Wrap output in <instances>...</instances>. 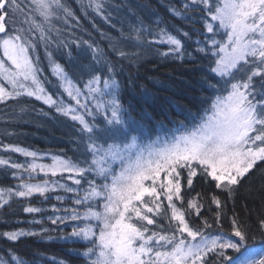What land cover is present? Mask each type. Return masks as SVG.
<instances>
[{
    "label": "snow or ice",
    "instance_id": "1",
    "mask_svg": "<svg viewBox=\"0 0 264 264\" xmlns=\"http://www.w3.org/2000/svg\"><path fill=\"white\" fill-rule=\"evenodd\" d=\"M77 11L110 19L106 0H79L78 9L67 0H0V104L15 102L25 112L22 98H34L70 116L86 135L91 157L86 167L59 156L45 164L38 162L43 157L36 151L0 143V152L31 158L21 163L11 155L0 156V168L18 181L14 187L0 188V207L8 206L14 197L45 196L57 187L75 192L74 204L87 205L84 213L74 208L70 214L50 219L53 225L80 222L61 239L87 242L80 255L88 264H264V216L255 231L234 214L229 232H208L212 223L207 218L202 227L191 226L188 219L201 216L203 197L200 193L186 196L197 177L214 184L217 192L209 194V203L215 209L208 210L222 228L226 203L218 193L231 199L241 182L264 163V0H170L169 16L190 23L193 17L202 21V39L195 41L193 51L207 61L200 71L212 95L203 101L206 107L198 123L191 127L180 123L173 130L162 125L149 132L129 117L119 98L115 66L106 63L101 50L88 45L94 66L80 86L53 59L52 46L69 47L60 37L79 25ZM164 24L159 21L153 29L139 20L129 42L140 52L113 46L114 54L130 62L139 61L146 50L181 62L195 59L186 43L192 32L181 28L174 34ZM71 43L78 47L80 41ZM41 47L60 88L76 107L46 89L39 66ZM67 54L71 57L70 50ZM99 64L103 67H95ZM97 113L102 121H96ZM85 116L92 117V122ZM39 173L45 177L68 173L66 178L77 186L86 175L91 179L86 180L88 187L81 196L78 188L58 182H31ZM23 212L41 209L26 206ZM38 235L16 229L0 232V239L18 242ZM0 264L26 261L15 249H3Z\"/></svg>",
    "mask_w": 264,
    "mask_h": 264
},
{
    "label": "trees",
    "instance_id": "2",
    "mask_svg": "<svg viewBox=\"0 0 264 264\" xmlns=\"http://www.w3.org/2000/svg\"><path fill=\"white\" fill-rule=\"evenodd\" d=\"M74 8L78 9L79 0H67ZM170 0H106L107 12L110 15L109 20H105L100 16L85 15L83 12L77 11V15L81 17L79 25L74 29H68L60 39L69 45L68 48L57 49L55 46L50 48L53 52V58L60 63L69 77L80 86L88 79V72L94 66L92 61V50L89 44L101 50L106 56V63L115 66L116 79L121 84L119 98L122 100L124 108L128 110L131 120L141 125L146 132L159 130L163 125L166 130L175 129L180 123L191 127L199 122V116L203 114V103L210 95L212 90L208 89L203 81V73L201 68L206 67L207 61L193 51L196 47L195 41L201 40L200 29L202 21L193 17L194 22H188L183 19H176L168 15L166 8ZM143 20L145 26L155 28V23L164 21L170 31L174 34L176 29L192 32V39L187 41L189 51H193L195 59H186L181 62L171 57L165 59L156 54L155 50H146L139 61L130 62L127 59H121L114 54L113 46L122 49L128 53L140 52V49L133 47L129 42V37L134 36L131 32L133 27L138 26V21ZM23 20V17H20ZM27 26V25H25ZM63 27V25H58ZM72 40L80 41L79 46L72 44ZM87 41L88 44L83 43ZM159 48L165 50L164 46L153 45V49ZM71 51V57L67 54ZM93 66H87V64ZM158 63L163 64L162 66ZM97 68L103 67V64L95 65ZM45 86L47 90L54 95V98L62 96L66 104L76 107L75 101L70 100L63 89L60 88L57 78L44 70ZM125 84L127 87H125ZM141 95L137 100L136 95ZM25 112H20L15 102L7 105L0 104V143L16 144L24 143V148L30 151L38 152L43 159L39 163H52L53 156H59L65 160L72 161L78 166H87V160H82V156L86 154L90 156L86 150V135L81 133V126L77 121L71 120L70 117H59V113L54 108L44 105L34 98H22ZM92 103L89 104L91 108ZM81 113L83 110H80ZM40 112L46 113L42 118L47 127L35 124L36 117ZM89 122L92 117L85 116ZM96 121H102L103 116L96 114ZM65 121L68 129L72 133L63 134L60 132V125H56L58 121ZM37 132H34V131ZM31 131L36 135L30 141L28 133ZM31 132V133H33ZM5 133H13L14 135L6 136ZM154 137V136H153ZM60 141L67 146V153H57L56 143ZM35 145V146H34ZM11 155V158L17 162L24 163L31 158H25L20 154H5L0 152V156ZM41 174V173H40ZM68 173H64L63 177L57 175L52 177V181L67 186L78 188L79 192L87 189V179L91 176L86 175V179L82 181L80 186L74 185L71 180L66 177ZM45 180V179H43ZM40 180L39 182L43 181ZM18 182L7 174L3 168H0V188L14 187ZM217 192L214 184L208 183L206 180L197 177L194 179L193 188L186 191L187 198L194 197L196 193H200L203 197L204 208L201 216H190L189 222L193 227H202L203 219L207 218L212 223V228L207 229L208 232L215 233L217 231H230V220L235 216L253 231L256 230L259 219L264 216V163L259 164L245 180L238 186L237 191L231 199H227L225 194H220L222 201L226 206L223 209L225 215L223 218L222 228L217 225L212 217L215 205L209 203V194ZM76 193L66 192L64 189L57 187L55 191H50L45 196H38L37 204L32 206L30 198H13L8 206L0 207V230L14 226H20V229L32 230L40 233L35 237L21 238L18 242H8L7 248L3 246V240L0 239V250L15 249L17 254H21L26 264H80L79 259H84L82 253L87 246V242L66 243L62 239H54L51 231L58 229L65 237L73 226L79 221L68 220L66 223H57L53 225L50 218L57 216H65L71 213L72 209H77L74 204ZM60 196L62 199L57 200ZM26 206L38 207L41 209L39 213H25L23 208ZM86 206V205H83ZM67 210V211H66ZM78 210V209H77ZM40 221V223H32V221ZM65 227L69 233H63L60 228ZM60 227V228H59ZM47 229V232H42ZM52 239V240H51ZM256 239H259L257 234ZM249 243H252L250 240ZM28 247L30 251H26L24 247ZM20 252V253H18ZM20 255V256H21ZM84 264L88 262L84 259Z\"/></svg>",
    "mask_w": 264,
    "mask_h": 264
},
{
    "label": "bare ground",
    "instance_id": "3",
    "mask_svg": "<svg viewBox=\"0 0 264 264\" xmlns=\"http://www.w3.org/2000/svg\"><path fill=\"white\" fill-rule=\"evenodd\" d=\"M38 55L40 56V65H41V67H42V69H43V71L46 69V68H49V66H48V64H49V61H48V59L46 58V56H45V54H44V50H43V48L41 47L40 48V50H39V52H38ZM54 59V58H53ZM55 60V59H54ZM56 61V60H55ZM58 63V62H57ZM158 65H160V66H162L163 64H161V63H158ZM87 66H93V65H91L90 64V62H89V64H87ZM43 76H45V74H44V72H42L41 73V77H42V79H43ZM141 95H136V98H137V100L139 99V97H140ZM41 102V101H40ZM46 116V113H44V114H42V112H40L36 117H38V121L37 120H35V124H38V127L40 128V125L41 126H43V127H47L44 123H45V121H43L42 120V118H44ZM59 117H70V116H64V115H62L61 113H59V115H58ZM56 125H60V132L61 133H63V134H66V133H72V131H70L69 129H68V125L66 124V122L63 120L62 122L59 120L57 123H56ZM31 132H33V131H31ZM28 133V136L26 135V137L27 138H29L30 139V141H32V139H34V137L36 136L35 134H34V132H37L36 130L33 132V133ZM24 143H20L19 144V146L20 147H23L24 148V145H23ZM35 146V145H34ZM55 147H56V152L57 153H67V151H68V148H67V146L66 145H64L62 142H60V141H58L57 143H56V145H55ZM84 159V161L85 160H87L88 158H87V156H86V154H84L83 156H82V160ZM23 163H24V161H23ZM43 179H47V180H49V181H52V176H51V174H49L47 177H45L42 173L40 174H37L36 175V179L35 180H33V181H31V182H33V183H35V182H39L40 180H43ZM14 182H18V181H16V180H14ZM33 196H35L32 200H31V205L32 206H34V205H36L37 204V201H38V196H39V194H34ZM14 198H17V197H14ZM17 199H20L21 200V198H17ZM15 227V229H13V230H16V229H20L19 227L20 226H14ZM60 228V227H59ZM60 230L63 232V233H69L68 231H67V229L65 228V227H63V226H61V228H60ZM3 231H10V227H7V228H5L4 230H0V232H3ZM51 233H52V237H55L54 239H61L64 235L58 230V229H53L52 231H51ZM52 240V239H51ZM79 243H80V246H83V241H78ZM1 245V244H0ZM3 246L5 247V248H7V241L6 240H3ZM24 249L26 250V251H30V249L26 246V247H24ZM18 253H20V252H18ZM19 256L21 255V254H18ZM20 257H22V255L20 256ZM78 262L80 263V264H84V259H79L78 260Z\"/></svg>",
    "mask_w": 264,
    "mask_h": 264
},
{
    "label": "rangeland",
    "instance_id": "4",
    "mask_svg": "<svg viewBox=\"0 0 264 264\" xmlns=\"http://www.w3.org/2000/svg\"><path fill=\"white\" fill-rule=\"evenodd\" d=\"M18 26H19V24H18ZM25 26V25H24ZM26 27V26H25ZM40 67H41V65H39ZM48 66H49V68H47V70H48V72L49 73H51L52 75H53V73H52V69H51V66H50V64H48ZM42 68V67H41ZM44 72V71H43ZM54 76V75H53ZM55 77V76H54ZM56 78V77H55ZM46 87V86H45ZM47 89V88H46ZM153 139L155 138V137H152ZM91 159V157L89 156L88 157V161ZM48 164H51L50 162L48 163ZM85 179H86V177H85ZM80 193V195L82 196L83 195V193H84V191L82 190L81 192H79ZM75 199V198H74ZM77 209H78V211L81 213V214H83L84 213V211H85V208L87 207V205L86 206H83V205H76L75 206Z\"/></svg>",
    "mask_w": 264,
    "mask_h": 264
}]
</instances>
